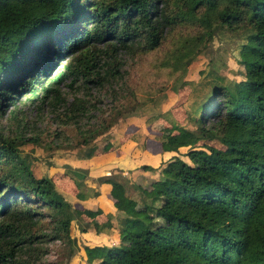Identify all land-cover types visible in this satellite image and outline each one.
I'll return each mask as SVG.
<instances>
[{
	"label": "trees",
	"instance_id": "trees-1",
	"mask_svg": "<svg viewBox=\"0 0 264 264\" xmlns=\"http://www.w3.org/2000/svg\"><path fill=\"white\" fill-rule=\"evenodd\" d=\"M190 26L197 32L187 62L215 31L244 32V79L215 85L195 128L166 114L142 119L148 128L134 139V153L160 159L138 168L158 176L134 184L133 199L121 174L97 178L111 185L121 212L116 243L91 245L75 234L89 224L96 232L112 226L110 215L96 218L101 209L75 207L57 188L85 178L87 169L66 164L63 173L38 174L19 159L16 148L24 143L60 147V131L46 142L37 134L9 135L0 125V163L15 162L13 171L0 172V264H42L51 242L63 246L58 264L74 263L80 250L83 264H264V0H0V118L15 119L23 98L46 107L57 124L87 125L79 144L88 149L77 157L89 158L99 145L89 149L90 142L139 104L123 82L125 57L157 49L172 30ZM31 47L34 59L27 57ZM101 90L115 97L112 103L127 92L134 97L106 111L93 94ZM175 162L176 171L167 169ZM125 200L130 210L121 207Z\"/></svg>",
	"mask_w": 264,
	"mask_h": 264
},
{
	"label": "rangeland",
	"instance_id": "rangeland-1",
	"mask_svg": "<svg viewBox=\"0 0 264 264\" xmlns=\"http://www.w3.org/2000/svg\"><path fill=\"white\" fill-rule=\"evenodd\" d=\"M196 32L197 27L194 26L176 28L168 34L157 49L125 57L123 82L132 94H135L139 104L138 106L132 105L130 108L133 111L131 117L120 116L109 132L90 142L89 149L93 144L99 143V145L96 144L97 151L94 154L109 150L111 147L108 140L110 141L111 134L121 133L126 122L132 120V123H142V119L150 114H166L167 119L171 122L184 125L189 129L195 128L194 118L198 117L205 101L209 99H206V96L211 94L212 88L218 84H232L234 81L244 79L243 68L239 66L238 62V50L244 41V32L232 33L225 29L215 31L214 36L205 41L204 49L198 51L195 58L187 62L188 56L185 52L192 48L191 38L196 36ZM39 41L42 43L43 40ZM32 48L27 52L28 59H34L35 53ZM27 57H24L25 62ZM131 92H127L113 103L117 106L129 105L128 101L134 97ZM93 94L100 95L101 103L99 105L101 108H105L106 111L112 109L111 101L115 99L112 94L104 90L94 91ZM122 109L124 110V108ZM8 114L1 116L0 125L3 127L4 133L9 135L21 131L26 136L37 134L42 140L49 142L54 131H60L59 137H56L55 140L60 147L53 144L54 148L45 149L39 145L24 143L16 148L19 159L29 162L38 174L52 173L54 169L60 171L55 164H53L56 166L55 168L48 164L57 156L62 157L67 154L80 156L88 149L87 146L79 144L82 140L81 131L87 125L83 124L77 128L70 124H57L51 119L46 107L39 108L32 102H24L22 98L17 104L16 118L14 119ZM22 126L24 127L23 131ZM104 135L108 137V140L101 141L105 137ZM142 149L144 150V148ZM145 153L148 157L152 156L151 153L146 151ZM181 156L182 159L185 158L183 154ZM185 160L188 159L185 158ZM14 165L15 162L0 163V172L13 171ZM179 165V162H175L168 165L167 169L176 171ZM78 168L85 170L88 165ZM15 180L20 183L18 179L15 178ZM127 192H132V189L129 188ZM133 195L137 197V193ZM121 207L130 210L132 208L131 201H123ZM81 219L75 220L78 227L81 225ZM78 227L76 229H79ZM63 253V246L59 242L48 243V252L45 254L42 264H58L64 258ZM78 255V257H74L76 258L74 263L70 262V264H83L84 252L80 250Z\"/></svg>",
	"mask_w": 264,
	"mask_h": 264
},
{
	"label": "crops",
	"instance_id": "crops-1",
	"mask_svg": "<svg viewBox=\"0 0 264 264\" xmlns=\"http://www.w3.org/2000/svg\"><path fill=\"white\" fill-rule=\"evenodd\" d=\"M123 126L125 127L121 133L117 132L116 135L115 133L111 134L110 142L114 145V149L112 150L95 154L89 158H78L75 155L71 156L68 154L62 155V157L57 156L59 159L54 158V164L56 166L59 165L58 169L61 172L66 164L73 168L88 165V174L85 178L79 179L74 177V179H71L67 177L69 179L57 183V188L63 196L75 207L91 210L101 209L102 213L98 214L96 218L102 221L105 220L107 215L111 216L112 226L107 232H96L90 226L91 224L87 227L86 232L76 231L77 233L75 234L87 244L110 245L116 243L118 240L116 226L118 222L117 218L121 212L115 207L114 199L110 195L111 185L99 182L97 180L98 177L112 172L121 174L132 189V192L126 191V194L133 199V194H135L134 184L146 182L158 176V172L142 171L138 167L143 163L157 165L160 159L159 156L148 157L142 150L134 153L139 144L134 139L142 140L148 126L143 122L129 123ZM82 217L83 221L88 222L89 219L84 214Z\"/></svg>",
	"mask_w": 264,
	"mask_h": 264
}]
</instances>
